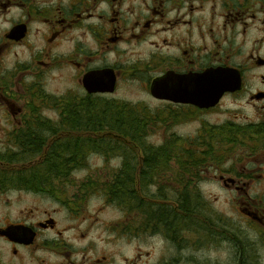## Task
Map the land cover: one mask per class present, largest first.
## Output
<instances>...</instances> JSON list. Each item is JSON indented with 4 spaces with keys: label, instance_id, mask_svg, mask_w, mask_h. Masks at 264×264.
Segmentation results:
<instances>
[{
    "label": "flooded vegetation",
    "instance_id": "1",
    "mask_svg": "<svg viewBox=\"0 0 264 264\" xmlns=\"http://www.w3.org/2000/svg\"><path fill=\"white\" fill-rule=\"evenodd\" d=\"M88 75L93 78L91 85L100 89L97 92L87 91L84 78ZM49 80H72L74 87L56 96L48 89ZM156 83L161 98L151 92ZM200 86L226 90L215 105L200 107ZM130 89L135 99L129 97ZM225 99L228 106L240 104L243 111L235 116L238 122L212 125L202 120L195 137L178 135V127L218 111ZM86 102H95L100 109L103 104L140 114V126L154 125L162 131L163 150L135 152L134 136L113 132L97 151L87 149L88 126L130 127L133 120L70 119L71 112L85 114L81 107ZM221 127L223 140L216 135V142L225 149L238 140L243 142L242 138L252 140L253 149L235 157L243 159L236 171L233 160L224 163L226 174L221 168H197L200 161L222 155L203 145L213 142ZM70 144L82 146L70 153L63 148ZM92 154L106 164L120 160L115 168L95 169L111 175L124 170V163L134 172V164L144 163L149 156L170 160L178 167L170 178L175 186L182 185V161L200 158L189 163L197 168L195 172L211 174L226 190L246 193L256 185L264 191V0H0V251H9L16 259L22 251L55 257L47 264L109 263L104 255L87 258L85 251H92L95 244L92 239L86 242L89 234L72 232V225L59 227L56 218L66 210L79 220L74 216L80 207L75 201L70 206V198L60 189L76 180L72 177L76 172L91 175L92 169L71 168L68 163L66 169H52L62 176L50 177V185H39L38 173L50 171L38 168L40 160H88ZM166 163L152 169L150 184L167 173ZM192 170L185 171L187 181L193 176L202 182L204 177L196 173L188 177ZM83 180L93 186L88 177ZM101 187L89 189V197L98 191L108 202ZM42 200L58 206L40 211L35 204ZM22 201L33 202L34 207H20L14 215L7 210ZM238 206L248 230L256 237L264 235V207L246 200ZM126 214L124 220L133 233L134 216L131 220ZM145 220L150 235L177 250L184 247L180 223L169 231L162 218ZM25 228L33 235L29 243L18 240ZM197 242L208 244L209 233L205 231ZM34 255L36 264H46Z\"/></svg>",
    "mask_w": 264,
    "mask_h": 264
},
{
    "label": "rangeland",
    "instance_id": "2",
    "mask_svg": "<svg viewBox=\"0 0 264 264\" xmlns=\"http://www.w3.org/2000/svg\"><path fill=\"white\" fill-rule=\"evenodd\" d=\"M68 87H74L72 80H65L63 82L58 80L48 81V89L56 96L63 94ZM131 90L133 89L128 91L129 97L135 99L136 93L130 92ZM119 96L128 97V94L120 93ZM141 98L145 99L143 95H141ZM239 105L228 106L226 105L225 99L218 111L200 118L198 122L191 125L178 127V135L184 139H186L185 137H195L196 131H201L202 120L212 125H220L226 121L233 123L235 121L238 122L239 120L235 116H239L241 111H243ZM226 109H228L227 112ZM146 127H154V125ZM103 133L111 136V134L106 133L104 130L98 131L97 134ZM161 133L162 131H159L158 128H154L145 138L147 143L163 149V147L160 146ZM242 139H244L243 142L238 140L230 144V146H228L229 144L226 145V149L223 143H216L214 148L218 149L217 151L221 152L222 155L215 159L209 158L205 161H200L201 164L197 168H221V170H225L226 174V165H224V163L226 160H233V164L235 165L233 166V171H236L237 168H240L238 162H241L243 159L239 160V158H237L235 160V157L241 156L246 152H251L254 146L253 141L249 140V138ZM215 149L214 151L217 152ZM200 150L199 148V151ZM91 151H97V149H92ZM134 151L141 152L139 149H134ZM239 152H241V154L236 155ZM224 153H226V156H224ZM163 160L168 162L166 163L168 171L163 175L165 179H163L162 176H158V180L153 182V184H150L148 181L149 175L152 173V169L160 168L162 162L152 164V166L148 165L147 167L145 162L143 163L137 160L139 162L136 163L134 173L138 175V177L135 178L137 180V185L135 186L145 197V200L179 208V211H181L180 206L177 204L175 206L174 204L179 200V195L183 193V191L188 189L190 191L199 192L201 201L197 207V214L199 211V216L202 215L203 217H193L194 220L192 222L190 221L192 225L188 226L190 230H183L182 228V237L184 241H186L183 248L177 250L173 245L166 244L157 235H150L152 233L149 234L147 225L136 228L134 224V230L132 229L133 233L129 232L127 228L129 224H127L124 218L127 213L126 216H131L132 220V216L135 215L133 210L128 211L120 207L118 203L111 201L110 198L108 202H105L103 199L104 197L100 195L98 191H95L96 194L89 197V189L94 187L95 189H100V185H102L101 188L104 189L105 185H103V183L113 182L115 176L111 175L112 173L106 170H104V173L107 172V174H100L95 169L115 168V166L120 163V160L115 158L111 160L109 164H106L104 159L97 154H92L88 160L81 159L78 165L80 166L79 168H91V175H89V173L85 174V171H78L72 176L76 178V180L72 178L74 181H71V185L68 184V186H64L60 189L63 194H67L70 198V206H73L72 203L75 201V204L80 207L79 209L77 206H74L79 209V214L76 216L73 215L74 217L80 218L76 221L64 210L56 216L58 226L64 227L72 225L75 226L72 232L83 231L88 233L89 238L86 242H90V239H92V242L95 244L92 251H85L87 258L95 259L104 255L109 258V263L107 264H234L235 251H237L236 245L240 244L245 246V251L250 252L249 257L252 263L264 264V235L256 237L248 230L245 218L239 212L240 206H238L239 201L246 200L252 204L258 203L260 206L264 207V191L260 190L256 185L246 193L226 190V188L217 183L211 174L201 175L200 171L195 172L197 168L191 166V164H189L188 167L190 170H193L189 172L188 177L196 173L199 175L198 178L201 176L202 178L204 177L203 181L198 182L193 176L187 181V175L185 174L186 170L182 165L184 171L182 185L175 186L173 180L170 178L174 177L178 167L173 163L169 164L170 160ZM76 161L77 159L75 162ZM157 161H160L159 158H155L152 163ZM262 161H264V156L262 157ZM23 163L25 162L23 161ZM147 168H149V171H147ZM142 172L148 176L146 182L139 178ZM86 177H88L89 181H93V186H87L83 183L86 181L83 180ZM224 177H226V175ZM57 184L58 183H55V185ZM59 184H64V182ZM111 187L116 190V186ZM25 206L34 207V203L22 201L7 210L14 215L16 209ZM35 206L36 208L38 207L40 211L45 209L51 211L52 208L58 205L49 200H42L36 203ZM38 217H40V215H38ZM153 218L157 219L156 217ZM81 221H83V223ZM132 221L135 222L136 220ZM178 224L179 222H177V225ZM158 227L159 225H157L156 228ZM205 231L209 233L210 242L208 244L197 242ZM126 235H128V237ZM9 254V251H0V264H36L33 258L34 254L32 253L28 254L22 251L19 259L13 258ZM34 256L38 260L44 259V263L46 264L55 259V257L48 254H37Z\"/></svg>",
    "mask_w": 264,
    "mask_h": 264
},
{
    "label": "trees",
    "instance_id": "3",
    "mask_svg": "<svg viewBox=\"0 0 264 264\" xmlns=\"http://www.w3.org/2000/svg\"><path fill=\"white\" fill-rule=\"evenodd\" d=\"M81 108L86 109L85 114L75 113L71 112L69 115V118L72 120H133L132 126H124V127H111L107 125H100V126H93V127H87V135L86 139L84 141L85 146H87V149L94 148V149H100L102 146L105 145V143L108 141L106 139L111 138L110 135L103 134H97L98 131L104 130L109 131L113 133H117L119 136L127 137V136H134V149H139L141 152H149V153H157L161 150H163L160 147H155L152 144H148L146 141V136L149 132L153 131L154 128L157 127H146V126H140L139 125V119L140 114L136 112H123L120 110H117L115 106L111 105H103L100 109L95 102H86L84 106ZM151 130V131H150ZM223 130L224 127L218 128L217 132L215 133L213 142L208 141V143L204 142L203 145L209 147V151H214V145L216 143V140H219L216 138V135L219 136L220 140H223ZM111 134V133H110ZM223 134V135H222ZM108 136V137H107ZM205 141V139H204ZM220 144V143H219ZM82 145H66L63 148H66L65 150H69L70 153L73 151L78 150ZM216 151L218 149H215ZM192 151V150H189ZM161 158V157H160ZM158 162L164 161L163 158H161ZM155 159V156H149L146 157L145 163L147 165V161L151 162ZM157 159V158H156ZM200 158H190V159H184L183 161V167L185 170H188L189 163H195L200 161ZM81 159H78L76 162L74 159H44L40 160L38 163V168L40 169H46L50 170L47 172H39V185H50L52 182L50 181V177H56V176H62V172L53 171L54 169L57 170H63L68 167V163L70 164V167H77L80 163ZM136 161V160H134ZM150 163H148L149 165ZM157 164V163H152ZM151 164V166H152ZM124 170L118 172L117 174H114L113 182H104L103 185H107L106 188L103 189L105 194L110 198L111 201H115L120 205V207H123L124 209L133 210L135 213V219L134 222L136 228H141L142 226H146V217H156L162 218L163 222L165 224L166 229L169 231L175 230L174 226H177V222H179L182 225L183 230H190L189 225L191 226L192 222L194 220L193 217L199 218L203 217L202 215L199 216V211L197 214V207L200 204L201 197L199 192L197 191H190L186 189L181 193L180 202L178 201V205L180 206L181 211H179V208L170 207L168 205H164L161 203H155L152 201L145 200V197L142 195L140 191L136 188L135 185L136 179L138 175H136L134 172H132L129 168L131 165H127L124 163ZM134 167H136V163L134 164ZM162 167V165H161ZM160 167V168H161ZM53 169V170H52ZM135 171V170H134ZM155 173H150L149 176H153ZM147 175L145 173H141L139 175V178L141 180L147 181ZM47 178V179H46ZM111 186H116L115 188H112ZM109 200V199H108ZM168 231V232H169ZM245 246L243 244L236 245L237 251H235V262L234 264H254L252 263L250 257H249V251H245ZM244 248V249H243Z\"/></svg>",
    "mask_w": 264,
    "mask_h": 264
},
{
    "label": "water",
    "instance_id": "4",
    "mask_svg": "<svg viewBox=\"0 0 264 264\" xmlns=\"http://www.w3.org/2000/svg\"><path fill=\"white\" fill-rule=\"evenodd\" d=\"M92 82H93L92 75H88L84 78V83L86 84L85 86L87 88V91L91 93V92H97L98 90H100L98 88L93 87L91 85ZM109 90H112V89L110 88ZM225 90L226 89H221L219 91H216V90L212 91V90H209L207 88H203L200 86L198 93H197L198 105L200 107H210V106L215 105L218 102L223 91ZM151 92L153 96L157 98H161L158 83L152 86ZM32 238H33V235L30 234V230L28 228H25L23 230V233H20V238L18 240L23 243H29L31 242Z\"/></svg>",
    "mask_w": 264,
    "mask_h": 264
}]
</instances>
